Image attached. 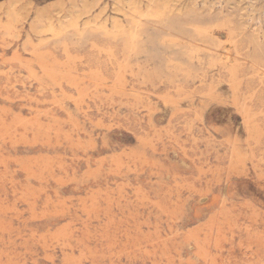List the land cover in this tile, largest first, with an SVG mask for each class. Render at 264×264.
Listing matches in <instances>:
<instances>
[{"label": "rangeland", "instance_id": "374dc122", "mask_svg": "<svg viewBox=\"0 0 264 264\" xmlns=\"http://www.w3.org/2000/svg\"><path fill=\"white\" fill-rule=\"evenodd\" d=\"M0 264H264V0H0Z\"/></svg>", "mask_w": 264, "mask_h": 264}, {"label": "bare ground", "instance_id": "6f19581e", "mask_svg": "<svg viewBox=\"0 0 264 264\" xmlns=\"http://www.w3.org/2000/svg\"><path fill=\"white\" fill-rule=\"evenodd\" d=\"M209 2H210V1H209ZM214 5H215V4H214ZM202 7H203V6H202ZM156 13H157V12H156ZM166 13H167V14H170L171 12H170V13L166 12ZM180 13H181V12H180ZM157 14H158V13H157ZM167 14H166V15H167ZM174 17H175V15H174ZM134 19H135V18H134ZM140 19H141V18H140ZM154 19H155V18H154ZM163 20H164V19H163ZM146 22H147V23H150V24H151V22H152V24H153V21H151V20H147ZM155 22H157V21H155ZM155 22H154V23H155ZM136 23L138 24V22H136ZM157 23H158V22H157ZM141 25H142V24H141ZM145 25H146V24H145ZM132 26H133V25H132ZM134 27H135V26H134ZM143 27H145V26H143ZM260 32H261V31H260ZM136 33H137V32H136ZM259 38H260V37H259ZM140 40H141V39H140ZM255 41H256V40H255ZM255 44H257V43H255ZM133 45H134V44H133ZM187 51H188V50H187ZM195 52H196V51H195ZM198 55H199V54H198ZM194 57H195V56H194ZM261 78H262V77H261Z\"/></svg>", "mask_w": 264, "mask_h": 264}]
</instances>
